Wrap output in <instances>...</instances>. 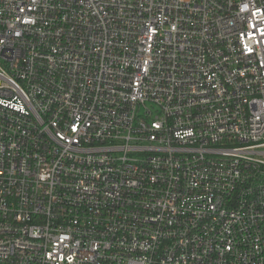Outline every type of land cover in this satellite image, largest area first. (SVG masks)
Instances as JSON below:
<instances>
[{
  "label": "built area",
  "instance_id": "2783aa9c",
  "mask_svg": "<svg viewBox=\"0 0 264 264\" xmlns=\"http://www.w3.org/2000/svg\"><path fill=\"white\" fill-rule=\"evenodd\" d=\"M0 264H264V0H0Z\"/></svg>",
  "mask_w": 264,
  "mask_h": 264
}]
</instances>
